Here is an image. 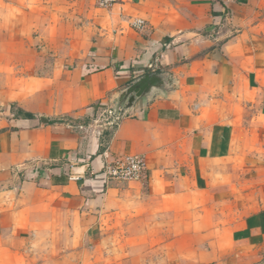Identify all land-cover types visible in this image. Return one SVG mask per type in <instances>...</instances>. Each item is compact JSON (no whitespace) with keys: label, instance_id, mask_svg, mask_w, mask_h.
<instances>
[{"label":"crops","instance_id":"1","mask_svg":"<svg viewBox=\"0 0 264 264\" xmlns=\"http://www.w3.org/2000/svg\"><path fill=\"white\" fill-rule=\"evenodd\" d=\"M0 264H264V0H0Z\"/></svg>","mask_w":264,"mask_h":264},{"label":"water","instance_id":"2","mask_svg":"<svg viewBox=\"0 0 264 264\" xmlns=\"http://www.w3.org/2000/svg\"><path fill=\"white\" fill-rule=\"evenodd\" d=\"M178 87L177 80L166 73H146L137 77L130 85L115 93L112 108L116 117L133 107H139L156 93L168 94Z\"/></svg>","mask_w":264,"mask_h":264},{"label":"built area","instance_id":"3","mask_svg":"<svg viewBox=\"0 0 264 264\" xmlns=\"http://www.w3.org/2000/svg\"><path fill=\"white\" fill-rule=\"evenodd\" d=\"M96 3L102 7H110L119 0H95ZM146 22L138 18L133 25L138 28H144ZM118 117H115L113 108L106 110L100 119L96 121L106 122L109 124L116 123ZM148 164L145 156L138 153H129L120 155L112 160H107L104 172L111 180L119 181H139L142 180L147 173Z\"/></svg>","mask_w":264,"mask_h":264},{"label":"rangeland","instance_id":"4","mask_svg":"<svg viewBox=\"0 0 264 264\" xmlns=\"http://www.w3.org/2000/svg\"><path fill=\"white\" fill-rule=\"evenodd\" d=\"M128 231L126 226L118 227L117 229V235L115 241L116 244H113V246L117 248L119 253L126 252L129 247L136 246L131 243L132 238L130 232ZM137 246L141 247L142 245H137Z\"/></svg>","mask_w":264,"mask_h":264}]
</instances>
